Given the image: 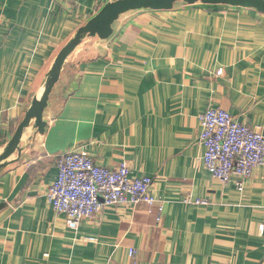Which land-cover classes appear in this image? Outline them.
<instances>
[{"label": "crops", "instance_id": "0c3cea01", "mask_svg": "<svg viewBox=\"0 0 264 264\" xmlns=\"http://www.w3.org/2000/svg\"><path fill=\"white\" fill-rule=\"evenodd\" d=\"M115 1L0 0V155L61 50ZM113 29L71 53L45 134L27 131L0 174V264H264V166L240 192L206 170L200 141L209 108L264 135V14L180 2L129 12ZM72 149L152 178L159 203L69 229L48 193Z\"/></svg>", "mask_w": 264, "mask_h": 264}, {"label": "built area", "instance_id": "2783aa9c", "mask_svg": "<svg viewBox=\"0 0 264 264\" xmlns=\"http://www.w3.org/2000/svg\"><path fill=\"white\" fill-rule=\"evenodd\" d=\"M222 73L220 70L218 74ZM200 121V141L206 149L204 167L215 179L244 192L255 169L264 166V135L221 108H209ZM57 168L58 178L49 189L48 201L57 214L66 217L69 229L76 231L83 221L111 207H152L159 203L153 194L154 180L132 177L125 162L108 169L72 149L58 156ZM206 203L199 201L197 205ZM163 212L160 206L159 220ZM135 255L131 250L130 257Z\"/></svg>", "mask_w": 264, "mask_h": 264}, {"label": "water", "instance_id": "95a60500", "mask_svg": "<svg viewBox=\"0 0 264 264\" xmlns=\"http://www.w3.org/2000/svg\"><path fill=\"white\" fill-rule=\"evenodd\" d=\"M180 2L186 5L201 3L204 5H224L253 9L264 14V0H117L106 4L95 17L79 29L75 37L59 53L44 91L40 96L33 99L12 140L0 155V174L9 166L13 154L21 152V146L27 131L35 129L38 134H45L47 122L44 120V114L49 106L50 97L55 85L60 80L68 57L78 46L87 38H98L102 41L109 40L114 34V24L129 12L141 10L171 11Z\"/></svg>", "mask_w": 264, "mask_h": 264}]
</instances>
